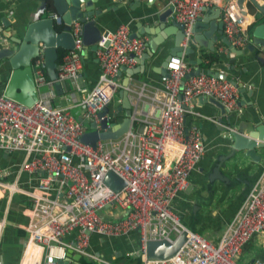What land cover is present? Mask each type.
<instances>
[{"label":"built area","instance_id":"built-area-1","mask_svg":"<svg viewBox=\"0 0 264 264\" xmlns=\"http://www.w3.org/2000/svg\"><path fill=\"white\" fill-rule=\"evenodd\" d=\"M169 4L172 18L183 23V45L192 24L208 6L220 9L224 33L232 43L243 46L250 40L246 14L236 0H169ZM52 14L60 23V16ZM82 29L81 21H72L74 45L62 57L60 82L79 76ZM147 41L146 34L132 36L128 23L102 30L95 50L97 79L89 86L77 84L83 108L80 117L67 106L53 103L54 81L46 77L42 54L32 62L37 89L34 103L24 104L0 90V151L24 153L14 178L7 179L9 170L0 169V197L9 207L14 195L21 193L29 211L18 264H57L67 259L68 250L106 261L88 251L91 233L129 236L132 231L141 243L143 264H238L243 245L264 231V166L218 241L181 220L173 198L188 186L191 171L206 151L198 123L186 121L188 114L201 115L193 98L212 95L229 111L240 113L239 91L232 82L202 71L186 77L191 67L177 54L167 61L169 75L160 88L151 90L145 81L138 86L122 83L116 77L119 67H133L135 55L144 51ZM120 88L128 91V128L117 137L98 138L95 145L82 140L91 121L104 130L122 117L114 104L115 98L121 103ZM109 170L124 180L119 189L105 182ZM112 208L122 213L114 217ZM6 223V217H1L0 245ZM182 233L184 240L171 255L146 254L149 240L173 242ZM251 264H264V260L256 258Z\"/></svg>","mask_w":264,"mask_h":264},{"label":"crops","instance_id":"crops-1","mask_svg":"<svg viewBox=\"0 0 264 264\" xmlns=\"http://www.w3.org/2000/svg\"><path fill=\"white\" fill-rule=\"evenodd\" d=\"M168 1L169 0H155L149 2L148 0H138V2H134V0H97L95 8L100 9L97 25L101 30H105L114 29L121 23H128L131 34H146L148 35V40L151 38L154 39L162 35L160 34V32H162V27L158 24L157 13L165 8ZM258 1L259 3L264 2L263 0ZM47 2L51 5L47 4L48 6L45 14L53 15L52 13H55V9H53L52 0H48ZM38 4V0H0V44L4 42L11 45V40L8 37L5 36V39H2V36H4L2 30L7 29L2 18L7 17L8 21L11 22L12 31L15 34H19L22 32L24 25L30 21V15L37 8ZM245 5V24L247 25L249 39L251 37L250 32L253 22L255 21V23H258L263 19L256 20L262 12L259 11L251 1L247 0ZM208 7L215 8L217 6ZM215 11L211 12L205 22L212 21L215 24L217 22H222L220 10L217 12ZM205 12L208 11L204 9L200 16H203ZM171 18L172 16L170 13L168 19ZM54 22L59 23L55 20ZM218 28L220 27L214 26V33ZM221 29L225 35L223 26ZM172 43L173 35H170L165 41L159 43L154 55L146 59L143 72L139 71L130 76L126 69H120V71L116 73L117 79L124 83L128 77V81H130L132 85L138 86L142 81H145L151 90L160 88L163 79L166 77L160 73V64L168 54ZM213 45V49L203 45L196 49V56L201 57V61L198 62L199 65L202 66V61H207L206 54L216 52L220 61L214 62L209 68L221 69L222 71L230 73L236 81L249 84L253 89L250 97L264 117V54L262 51L264 45L258 46L248 51L246 54L237 55L233 67L236 69V73H233L234 70L228 67V65H230L227 57L228 46L219 37L215 38ZM236 47L241 48L243 46L236 45ZM82 60L83 65L77 79L66 78L61 81V90H56L54 83L51 85L54 90L53 103L60 107L67 106L69 111L77 117L81 116L83 109L80 104V93L77 90V84L85 83L88 86L92 85L96 81L99 73L98 59L91 49L83 47ZM57 62L62 63V61L60 62L58 60ZM137 64L136 62L134 66ZM188 64L191 68L195 66L191 63ZM43 67L44 70H46L45 66ZM10 71L11 67L8 59H0L1 91L9 77ZM47 75L46 72V77L50 79ZM240 98L241 95L239 93V99ZM193 103H195L196 110H198L201 115L196 116L188 114L187 119L188 122L193 121L198 123L202 133V139L206 146V151L191 171L188 186L180 190L173 198L174 206L179 212L182 221L184 218H187L190 206L195 201V190L200 188L198 180L203 176L204 170L209 166L217 152L227 151L229 149V141L226 137V132L219 128L221 124L217 119L218 110H216L215 106L205 99L199 100L197 96L193 98ZM114 104L118 106L117 98H115ZM243 116L246 117L247 114L242 113L239 117L236 116V119H242ZM257 150L263 153V159L255 163L248 157L242 158L239 160V168L246 166L247 172L253 173L260 164L264 165V149L258 148ZM23 157V151H0V169L9 170V174L6 176L7 179L15 177V169ZM26 175L25 172L22 174L24 178H26ZM240 187L241 185L237 186L236 190L228 191L223 199L220 197L221 192L219 190L214 194L209 205L202 206V221L197 224L196 227L198 232L202 233L213 242L218 241L227 221L239 207H234L233 197ZM201 191L202 190H200V193ZM203 194H205L204 191ZM22 196L21 193L15 194L9 207H7L8 204L6 199L0 197V218L5 216L7 219L1 238L0 264H18L22 256L23 245L27 236L26 231L23 229V225L28 221L29 217V211L24 205ZM112 210L114 211V217L121 212V210L117 208H112ZM140 246L141 243L139 242L136 231L130 232L129 236H107L99 233H91L87 246L88 251L93 252L95 255L97 254L106 261H98L95 258H90L83 254L78 256V253L69 250L70 253L67 255V260L59 261L57 264H143ZM256 258L264 260V231L255 233L243 245L241 252L238 254L237 262L238 264H251Z\"/></svg>","mask_w":264,"mask_h":264},{"label":"water","instance_id":"water-1","mask_svg":"<svg viewBox=\"0 0 264 264\" xmlns=\"http://www.w3.org/2000/svg\"><path fill=\"white\" fill-rule=\"evenodd\" d=\"M38 1L37 8L30 15V21L24 25L22 32L19 34H15L12 31L11 22L8 21L7 17L2 18L4 25L7 27V29L2 30L4 35L2 39L4 40L6 36L11 40V45L4 42L0 44V59L7 58L11 67L9 77L3 85L2 91L4 95L27 105L37 100V89L34 80L35 73L32 62L40 54L43 55L42 65L45 66L47 76L54 81L56 90L62 89V85L57 79L58 73L62 68V63H58L57 60L60 50H68L74 45L73 36L70 31L73 20L82 22L84 47L91 49L93 54H95L97 41L102 33L101 28L97 25L98 15L100 13V9L95 8L97 0H52L53 9H55L54 12L61 18L60 23L54 22L53 15L45 14L47 4H49L47 2L48 0ZM148 1L153 2L155 0ZM246 1L236 0L238 8L244 14L246 12ZM248 1H251L262 12L256 20H260L261 18L263 20L258 23L253 22L250 40L243 47L237 48L223 34L221 29L223 22H217L216 24L212 21L205 22L212 11L214 12L216 10L215 12H217L220 10L215 6H213L215 8H204L208 12H205L203 16L199 15L197 17L196 21L192 24L191 35L186 41V44L183 45V23L176 21L174 18L168 19V15L172 12L173 7L172 4H169L157 13L158 24L162 27V32H160L162 35L154 39H149L146 50L139 56L135 55L138 63L136 66L127 67L126 65H121L118 69V71L120 69H126L130 76L139 71L143 72L146 59L154 55L159 43L165 41L170 35H173L172 46L160 64V73L163 76L169 75L166 65L170 56L177 54L182 56L188 63L195 65L186 77L202 71L224 78L238 88L241 95L239 105H241L242 111L240 113L229 111L219 99L212 95H197L199 100L205 99L211 102L216 110H218L217 119L221 124L219 128L226 132L229 149L227 151L217 152L209 166L204 170L203 176L198 180L200 188L195 190V201L190 206L187 218L183 220L192 230H196L197 224L202 221V206L209 205L217 191L220 190V197L223 199L228 191L236 190L237 186L241 185L233 197L234 207H238L260 175L264 166L260 164L253 173H248L246 166L239 168L240 166L238 165L239 160L246 157L255 163L263 159V153L258 152L257 149H264V117L250 97L253 89L247 83L244 84L242 81H236L230 73L222 71L221 69L200 66L198 62L201 61V57L196 56V49L198 47L203 45L213 49L214 40L219 37L228 46L227 57L230 63L228 67L234 70L233 73H236V69L233 68L236 56L246 54L248 51L264 45V2L259 3L258 0ZM134 2H138V0H134ZM214 26L220 27L215 33L213 31ZM131 35L133 36V34ZM127 83L128 77L124 81V84ZM118 93L122 97L121 103L118 105V110L122 112V117L104 130H98L95 127V122L91 121L90 129L85 131L81 136L82 140L95 145L98 138H114L128 128L130 124L129 115L131 113L128 91L125 88H120ZM242 113H246L247 116H243L242 119L237 120L236 116L239 117ZM186 121L188 123L187 116ZM105 126L106 122L102 121L101 128ZM105 182L114 189H119L124 184V180L113 170L107 172ZM200 190H202L201 193ZM203 191L205 194H203ZM184 237L185 234L182 233L173 242L165 239L149 240L146 244V254L148 256L158 257L171 255L181 245ZM67 253H70L69 250ZM80 255L78 253V256Z\"/></svg>","mask_w":264,"mask_h":264},{"label":"trees","instance_id":"trees-1","mask_svg":"<svg viewBox=\"0 0 264 264\" xmlns=\"http://www.w3.org/2000/svg\"><path fill=\"white\" fill-rule=\"evenodd\" d=\"M66 51L67 50H64V49L60 50L59 56H58V61H60V62L62 61V57L66 53ZM206 57H207V61H204V62L202 61V66H205V67H211L214 62L220 61L216 52L206 54Z\"/></svg>","mask_w":264,"mask_h":264},{"label":"clouds","instance_id":"clouds-1","mask_svg":"<svg viewBox=\"0 0 264 264\" xmlns=\"http://www.w3.org/2000/svg\"><path fill=\"white\" fill-rule=\"evenodd\" d=\"M51 80V79H50Z\"/></svg>","mask_w":264,"mask_h":264}]
</instances>
